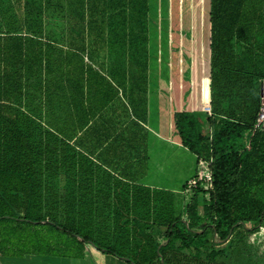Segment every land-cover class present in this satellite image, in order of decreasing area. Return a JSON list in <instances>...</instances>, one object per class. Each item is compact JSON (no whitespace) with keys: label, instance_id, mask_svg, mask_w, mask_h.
<instances>
[{"label":"trees","instance_id":"trees-1","mask_svg":"<svg viewBox=\"0 0 264 264\" xmlns=\"http://www.w3.org/2000/svg\"><path fill=\"white\" fill-rule=\"evenodd\" d=\"M263 85L264 0H0V256L264 264Z\"/></svg>","mask_w":264,"mask_h":264},{"label":"rangeland","instance_id":"rangeland-1","mask_svg":"<svg viewBox=\"0 0 264 264\" xmlns=\"http://www.w3.org/2000/svg\"><path fill=\"white\" fill-rule=\"evenodd\" d=\"M197 9L200 10V12H201V15L199 17L200 18L199 19L200 20L199 21V24L200 23L202 24L204 10H203V8L200 5L197 6ZM199 32L201 33V28H200ZM201 34H200V36H201ZM262 93H263V96H264V86L262 87ZM262 101L264 102V97H262ZM189 156L193 160L196 158L195 155L192 154V153H189ZM190 160L191 159L189 158L188 161H190ZM188 161L185 159L183 161H180V163L178 165H175L177 163L176 157H175V159L172 158L170 160V165H169V167L167 169L168 172H169V175H170V177L168 179V181H169L168 183L169 184L167 182L165 184V185H168L167 187H177V186L180 187L182 185L184 171H181V170L178 171L177 168H181L180 166H184L186 163L189 165V162ZM172 168H173V171H171ZM192 194H193V191L192 190H189L188 193H187V197L190 198L192 196ZM199 199H200V206H202L205 203V201L209 199V193H207L205 196H200ZM213 246L215 248H221V247H224L225 244H224V242H220L216 238H213ZM261 248L264 250V223H263L262 229H261ZM87 252L90 255L92 254L91 251H89V250ZM228 256H230V253L229 252H228ZM94 258L98 262V263L95 262V264H127V263L123 262L121 259H119L118 257H116V256H114V255H112L110 253L96 252L95 255H94V257H93V259ZM236 264H240V261L239 262H236Z\"/></svg>","mask_w":264,"mask_h":264},{"label":"built area","instance_id":"built-area-1","mask_svg":"<svg viewBox=\"0 0 264 264\" xmlns=\"http://www.w3.org/2000/svg\"><path fill=\"white\" fill-rule=\"evenodd\" d=\"M264 86V85H263ZM262 97L263 94H262ZM264 102L262 101L261 110L259 113V117L257 122L255 123L254 129L249 135H253L256 130H264ZM213 130H211V135ZM247 147H250L249 137L246 140ZM213 157L210 158H201L198 164V170L195 177L189 180L188 182V189L192 188H202L207 193L213 188V171L211 168V164L213 162Z\"/></svg>","mask_w":264,"mask_h":264},{"label":"crops","instance_id":"crops-1","mask_svg":"<svg viewBox=\"0 0 264 264\" xmlns=\"http://www.w3.org/2000/svg\"><path fill=\"white\" fill-rule=\"evenodd\" d=\"M28 257H45V256L27 255L23 258L0 256V262L2 264H23L22 261H24ZM74 260L78 261L79 263H81V261L87 260L88 264H95V261L93 259V255H90L88 252L86 253L84 258L74 259Z\"/></svg>","mask_w":264,"mask_h":264}]
</instances>
